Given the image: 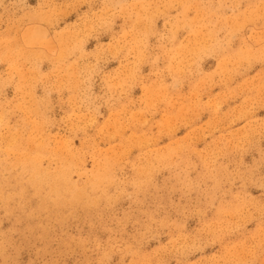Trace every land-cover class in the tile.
<instances>
[{
  "label": "rangeland",
  "instance_id": "obj_1",
  "mask_svg": "<svg viewBox=\"0 0 264 264\" xmlns=\"http://www.w3.org/2000/svg\"><path fill=\"white\" fill-rule=\"evenodd\" d=\"M0 264H264V0H0Z\"/></svg>",
  "mask_w": 264,
  "mask_h": 264
},
{
  "label": "bare ground",
  "instance_id": "obj_2",
  "mask_svg": "<svg viewBox=\"0 0 264 264\" xmlns=\"http://www.w3.org/2000/svg\"><path fill=\"white\" fill-rule=\"evenodd\" d=\"M17 136H18V135H17ZM15 138H16V137H15ZM10 143H11V142H10ZM31 146H32V145H31ZM39 147H40V146H39ZM26 155H27V154H26ZM29 158H30V156H29ZM26 159H27V158H26ZM60 173H61V172H60ZM63 174H64V173H63ZM64 175H65V174H64ZM56 177H57V175H56ZM64 179H66V178H64ZM52 182H53V181H52ZM55 182H56V181H55ZM55 182H54V183H55ZM72 196H73V195L70 196V199H71ZM72 200H73V199H72Z\"/></svg>",
  "mask_w": 264,
  "mask_h": 264
}]
</instances>
